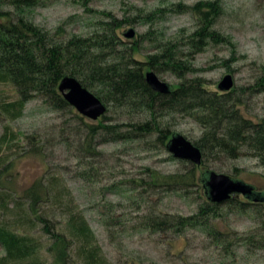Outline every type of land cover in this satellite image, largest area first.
<instances>
[{"label": "rangeland", "instance_id": "374dc122", "mask_svg": "<svg viewBox=\"0 0 264 264\" xmlns=\"http://www.w3.org/2000/svg\"><path fill=\"white\" fill-rule=\"evenodd\" d=\"M38 1V6L24 11L26 15L38 26L63 37L109 35L106 29L111 16L125 20L116 32L125 44L119 47L128 50L137 47L133 58L141 63L160 52L164 45H176L179 56L193 69L190 78H199L208 90L222 94L224 91L218 89V84L224 75L232 74L234 85L230 92L233 91L239 105L235 101L229 105L254 123L264 118V91L257 87L264 66V0H220L223 9L214 28L228 37L227 43L210 44L200 51L189 43V36L201 24L190 6L201 0ZM4 9L14 17L18 15L14 5L6 2ZM130 28L136 33L132 38L125 36ZM149 69L145 66L146 71ZM157 74L171 86L182 83L172 71ZM18 94L13 80L0 82V100L19 99ZM103 102L109 111L91 120L73 106L53 108L48 97L31 92L19 118L9 120L0 113V139L6 126L17 135L10 148L4 146L1 150L13 153L16 144L19 145L16 151L20 152L10 159L11 170L4 177L8 178L6 185L19 195L37 180L56 176L57 188L64 192L63 204L57 210L70 202L72 210L83 214L107 264H264V246H253L250 242L252 235L263 233L264 208L243 212L237 206L223 203L221 214L210 218V223L188 227L179 235L173 231L162 233L140 225L142 216L154 212L197 214L208 202L204 188L197 182L172 190L159 183L144 193L130 183L132 180L153 183L151 171L162 175H187L193 171L200 176L204 171L214 170L243 180L261 192L264 158L243 148L236 158L219 153L207 165H197L194 170L195 163L174 157L165 143L157 140V133L126 141L97 138L96 153L89 154L83 148L87 140L83 121L94 124L102 121L120 128L125 126L126 130L130 127L121 123L146 122L152 118L148 111L111 107ZM199 113L202 110L198 106L185 111L166 109L159 111L156 118L169 133H180L196 143L205 132ZM1 216L0 209V219ZM215 229L217 233H226L229 239L220 241ZM28 232L40 242L41 259L50 262L49 235L41 226ZM4 254L0 244V256Z\"/></svg>", "mask_w": 264, "mask_h": 264}, {"label": "trees", "instance_id": "16d2710c", "mask_svg": "<svg viewBox=\"0 0 264 264\" xmlns=\"http://www.w3.org/2000/svg\"><path fill=\"white\" fill-rule=\"evenodd\" d=\"M6 2L16 7V17L8 9H4ZM38 3V0H0V82L13 80L19 93V99L0 100V113L9 117V120H16L22 115L26 98L31 92L48 97L53 108H71L58 85L63 77L74 76L102 101L110 103L111 107L116 105L148 111L152 117L146 122L139 120L121 123L130 127L126 130L125 126L120 128L119 125H109L102 121L97 124L83 121L87 139L83 148L89 154L96 153L95 140L103 137L126 141L157 133V140L167 147L172 133L157 121L158 112L166 109L185 111L198 106L202 110L198 117L202 118L205 128L204 134L195 143L203 154L199 166L207 165V161L211 162L219 153L236 158L243 148L264 158V118L258 123L244 118L240 110L229 105L230 101L239 105L233 98V91L222 94L210 91L203 80L190 78L193 69L179 56L176 45H164L160 52L150 55L145 63H141L133 58L137 47L129 50L119 47L125 44L116 32L124 25L125 20L111 16L106 29L109 35L105 33L83 37L73 34L63 37L58 32L53 34L38 26L26 15L28 13L24 11L38 6ZM190 8L201 22L199 28L189 36V43L196 51L203 50L210 44L227 43L228 37L214 28L223 9L220 0H201ZM145 66L156 73L172 71L182 83L172 86L170 93H159L146 82ZM261 70L257 87L259 91H264V66ZM108 111L109 108L106 113ZM9 132V127L6 126L0 139V244L5 250V254L0 256V264H107L102 248L83 214L72 210L70 202L57 210L63 204L64 192L57 188L59 182L56 176L37 180L19 195L14 188L6 185L8 178L4 177L11 170L10 159L14 154H20L16 151L19 150V145L16 144L13 153L1 150L4 146L10 148L11 143L17 139L14 132ZM194 166L193 169L196 170L198 167ZM206 173L204 171L200 176L193 171L187 175H162L151 171L153 183L130 181L134 188H141L144 193L156 186L154 184L162 183L169 189L181 190L199 182L208 200L197 214L184 216L148 213L142 216L143 222L140 225L162 233L173 231L179 235L188 227L210 223V218L221 214L219 209L223 203L237 206L243 212L264 208V191H261L258 201L240 195L232 196L220 204L212 202L206 193ZM59 214L63 215L60 219ZM40 226L51 240L48 245L52 257L50 262L41 259L40 242L28 232L37 230ZM261 229L264 233V222ZM214 231L217 233V229ZM263 233L260 231L250 237L253 246H264ZM217 236L220 241L230 237L223 232L217 233Z\"/></svg>", "mask_w": 264, "mask_h": 264}, {"label": "water", "instance_id": "95a60500", "mask_svg": "<svg viewBox=\"0 0 264 264\" xmlns=\"http://www.w3.org/2000/svg\"><path fill=\"white\" fill-rule=\"evenodd\" d=\"M135 34L134 28H130L125 33V36L132 38ZM145 78L148 85L159 93L167 94L172 90V86L161 80L154 70L147 71ZM233 85V75L228 73L219 82L218 89L228 92ZM58 88L67 102L82 116L97 120L107 111L106 104L74 76L63 77L59 82ZM167 149L176 158L190 160L197 165L201 164L202 152L200 148L180 133H175L171 136ZM206 175V193L212 202L220 204L229 200L233 195H243L255 201L260 200L262 193L255 191L254 186L243 180L232 178L225 173H219L214 170L207 171Z\"/></svg>", "mask_w": 264, "mask_h": 264}, {"label": "flooded vegetation", "instance_id": "af4514ba", "mask_svg": "<svg viewBox=\"0 0 264 264\" xmlns=\"http://www.w3.org/2000/svg\"><path fill=\"white\" fill-rule=\"evenodd\" d=\"M149 70H153L152 68H150ZM149 70H147V71H149ZM146 70L144 71V76L146 75V72H147ZM145 80H146V78H145ZM147 82V81H146ZM156 91V90H155ZM173 135V134H172ZM171 135V136H172ZM195 144V143H194ZM196 145V144H195ZM201 150V149H200ZM202 152V151H201ZM202 158H203V154H202ZM201 163H202V161H201ZM195 165H197V164H195ZM201 165V164H200Z\"/></svg>", "mask_w": 264, "mask_h": 264}]
</instances>
